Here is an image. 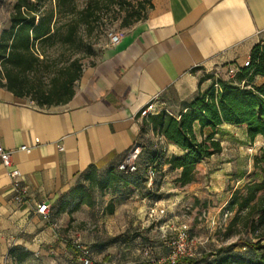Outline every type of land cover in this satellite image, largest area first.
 I'll return each instance as SVG.
<instances>
[{
    "label": "crops",
    "instance_id": "crops-1",
    "mask_svg": "<svg viewBox=\"0 0 264 264\" xmlns=\"http://www.w3.org/2000/svg\"><path fill=\"white\" fill-rule=\"evenodd\" d=\"M152 5L118 45L109 42L66 105L41 107L17 98L0 77V144L13 160L7 169L0 159V264H17L19 257L77 264L70 240L80 219L94 256L138 264L141 246L152 255L168 252L162 236L172 237L174 210L208 200L221 212L245 182L241 178L225 192L233 175L209 165L222 152L202 161L195 182L181 187L180 171H171L165 161L183 152L155 133L147 119L165 112L179 120L200 94L218 91L219 80H233L230 69L248 66L253 48L264 41V0H152ZM8 26L0 18V39ZM263 84L257 77L253 85ZM150 106L153 114L145 115ZM231 128L246 132L224 124L216 139ZM212 133L203 131L206 137ZM24 146L31 152L21 151ZM134 146L141 149L143 174L157 167L154 186L133 179L104 192L92 188L86 176L102 183L112 170L121 174L118 167ZM9 170L21 173L28 189L24 203L15 201ZM81 190L91 199L78 205ZM44 203L51 209L47 220L37 213Z\"/></svg>",
    "mask_w": 264,
    "mask_h": 264
},
{
    "label": "trees",
    "instance_id": "trees-1",
    "mask_svg": "<svg viewBox=\"0 0 264 264\" xmlns=\"http://www.w3.org/2000/svg\"><path fill=\"white\" fill-rule=\"evenodd\" d=\"M14 1L10 27L3 31L0 39V65L3 68L0 77L4 81V87L15 97L30 98L41 107L68 104L74 98L76 85L84 74L79 61L60 69L48 91L33 89L28 74L46 67L49 63V57L44 50L48 44L57 41L64 44L74 42L80 32L87 33L103 20L102 9L97 3H91L80 10L75 0ZM148 3L147 13L142 15L143 11H139L135 19L130 21L126 17L123 28L129 30L144 21L153 8L152 0ZM257 77L264 78V41L253 48L248 66L240 69L233 80H219L218 91L212 89L200 94L179 120L165 112L148 117L147 124L152 126L153 131L183 152L181 157H172L165 161L171 171H180L177 182L181 187L195 182L198 165L202 161L223 152L221 142L216 139V131L224 124L244 127L251 143L259 136L264 138V84L253 85ZM196 127L200 129V136L196 135ZM205 129H211L213 133L206 137L203 134ZM253 165L260 178L248 181L233 192L229 204L222 210V215L229 218L223 234L226 239L238 237V242L250 250L263 251L264 147L254 158ZM149 169H153L157 175V167L152 165ZM149 169L146 175L141 169L137 175L122 172L117 174L112 170L102 183L90 175L86 176V180H91L92 188L97 187L101 192L120 184L129 186L133 179L147 187ZM76 197L79 199L78 205L91 199L82 190ZM168 255L169 249L166 257ZM212 257L214 259L210 264H264V254L244 260L231 258L230 251L225 253L223 248ZM23 260L25 259L19 257L17 262L21 263ZM159 260L161 259L153 264H158ZM200 263L197 256L194 259H184L179 264Z\"/></svg>",
    "mask_w": 264,
    "mask_h": 264
},
{
    "label": "rangeland",
    "instance_id": "rangeland-1",
    "mask_svg": "<svg viewBox=\"0 0 264 264\" xmlns=\"http://www.w3.org/2000/svg\"><path fill=\"white\" fill-rule=\"evenodd\" d=\"M78 9L82 10L89 4L98 5L103 11V20L99 24H95L87 33L80 32L74 42L70 44L60 43L48 44L45 47L46 55L49 57L46 67H42L35 72L28 74V79L33 85V89L41 88L48 91L53 83L54 77L60 69L68 67L72 62L79 61L83 67V73L91 68L98 66L102 53L105 47L109 44V35L111 33L124 34L127 29L123 28L124 19L134 20L139 11H143L142 15L149 10V0H75ZM14 0H0V18L9 21L10 15L13 12ZM143 9V10H142ZM0 65V71H2ZM77 86V85H76ZM31 100L30 98H27ZM223 147V154L216 157L214 161L209 163L210 169L214 172L220 170L228 171L232 176L228 184L221 185L225 192L231 189V186L238 182L241 178H245V182L239 187H242L248 181L257 180L260 174L254 169V158L259 155L264 147V141L259 138L254 143H250L245 130L241 128L223 129L217 138ZM139 173V163L137 165ZM225 196H223L224 198ZM197 205L190 202L185 207L174 210L177 215L176 225L170 226L172 237L179 231H186L194 239L197 245V253L200 264H210L213 261L212 255L217 253L221 248L225 249V253L230 251L231 258H241L244 260L257 258L264 254L263 251H253L244 244L238 242V237L226 239L224 231L229 223V218L222 215V211L213 210V202L208 205ZM86 213V212H85ZM84 216V212L79 213ZM82 220H76L73 227V233L70 243L73 246L75 241L80 242L86 247H90L89 243L84 240V226ZM89 228V227H88ZM165 234V235H164ZM162 236V242L165 244L168 237L165 232ZM165 239V240H164ZM264 245V244H263ZM166 247V245H163ZM140 257L137 259L138 264H153L157 259L166 258V252L159 249L158 254L152 255L145 247L141 246ZM159 248V247H158ZM115 253V250H112ZM94 255V254H93ZM96 264H111L102 256H94ZM113 262L116 264V260ZM127 262V261H126ZM131 262V261H129ZM136 260L134 259L135 263ZM46 263V260H45ZM18 264H42L39 259H25ZM77 264H80L77 262Z\"/></svg>",
    "mask_w": 264,
    "mask_h": 264
},
{
    "label": "built area",
    "instance_id": "built-area-1",
    "mask_svg": "<svg viewBox=\"0 0 264 264\" xmlns=\"http://www.w3.org/2000/svg\"><path fill=\"white\" fill-rule=\"evenodd\" d=\"M123 34L111 33L109 35L110 44L113 46L118 45L122 40ZM239 72L238 69L232 68L229 70L228 75L230 78H234ZM145 115H151L152 106L148 107L145 112ZM21 151L30 153L31 149L27 146H24L20 149ZM141 154V149L139 146H134L130 151L129 155L118 167V171L126 174H132L137 171V161ZM0 159L5 168L10 169L13 166L12 152L6 151L0 144ZM8 176L12 181V188L15 195V201L17 203H24L28 194V189L23 186L21 182V173L17 170H9ZM156 173L153 169L148 171V187H152ZM37 213L41 215L45 220L50 217L51 209L50 206L44 203L41 205ZM165 244L169 249V255L159 260L158 264H179L184 259H194L198 256L197 245L194 239L186 231H179L175 234L174 237L165 240ZM73 248L76 252L78 260L81 264H96L94 261V255L92 249L82 245L80 242L75 241ZM107 264V263H103Z\"/></svg>",
    "mask_w": 264,
    "mask_h": 264
}]
</instances>
